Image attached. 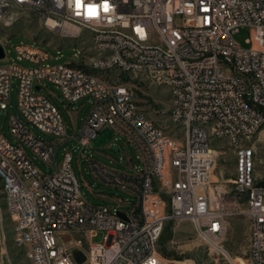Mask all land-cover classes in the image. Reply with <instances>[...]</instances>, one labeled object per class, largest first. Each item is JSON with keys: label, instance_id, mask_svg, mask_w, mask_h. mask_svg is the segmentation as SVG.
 I'll use <instances>...</instances> for the list:
<instances>
[{"label": "built area", "instance_id": "1", "mask_svg": "<svg viewBox=\"0 0 264 264\" xmlns=\"http://www.w3.org/2000/svg\"><path fill=\"white\" fill-rule=\"evenodd\" d=\"M10 7L64 36L84 29L89 42L73 54L77 62L55 64L38 43L14 44L22 66L0 39V110L14 81L18 113L8 118L13 142L0 133V196L24 264H165L158 237L166 222L180 220L228 264H264V0H0V22ZM240 28L248 30L246 47L233 39ZM108 72L165 86L169 121L180 133L153 123L126 86L102 75ZM43 83L59 90L63 106L89 103L75 135L82 147L106 125L135 149L131 171L98 163L91 171L98 185L128 198L87 201L69 151L54 168L64 140H44L32 129L61 138L66 128ZM218 139L233 156L226 180L209 177ZM25 148L50 170L40 171ZM238 212L248 231L244 258L235 262L221 242L227 217ZM0 264L10 263L0 257Z\"/></svg>", "mask_w": 264, "mask_h": 264}, {"label": "rangeland", "instance_id": "2", "mask_svg": "<svg viewBox=\"0 0 264 264\" xmlns=\"http://www.w3.org/2000/svg\"><path fill=\"white\" fill-rule=\"evenodd\" d=\"M86 36H88V32L84 29H80L77 37L64 36L57 29H49L43 26L34 13L18 7L7 9L0 22V39L5 41L8 57L22 66L26 65V63L15 60L12 49L14 44H30L34 42L40 44L50 56L47 60L49 64L68 61L77 62L79 54L76 57L73 54L78 49L85 51L89 44ZM246 38H248L247 28H240L233 35V39L243 47L247 46L245 43ZM56 50L59 51L56 52ZM82 61L86 62V57H83ZM3 63L4 61L0 60V65ZM102 75L112 82L126 86L131 92L132 98L143 109L148 118L166 133L172 136L180 133V130L169 121V95L165 86L154 85L139 75H117L116 72H108ZM43 84L46 86L44 87V92L47 98L60 112L66 128V137L61 138H55L32 129L35 135L44 140L52 142L64 140V143H61L55 151L54 168L57 167L63 151H69L71 154V169L80 180V190L87 201L91 204H102L107 202V197L110 196L115 200L108 202L116 205L119 202L118 198H128L127 195L121 192L96 184L92 178L91 171L94 163L109 166L113 169L131 171L130 165H138L135 149L124 141L120 135L114 134L112 129L106 125L95 133L85 147H82L76 141L75 135L89 103L85 99H81L71 105L63 106L62 104L64 103L60 98L59 90L52 84ZM10 88L8 107L5 111L0 110V133L7 140L13 142V138L8 132V118L10 114H18L15 106L16 87L14 81L11 82ZM74 121L76 122L75 125H73ZM214 145L218 146L216 163L212 171L214 177L219 180L232 178V152L222 140H214ZM25 152L40 171L47 172L50 170L48 165L40 161L28 149L25 148ZM261 154L264 158V148ZM83 156L87 157L84 158ZM127 157H129L128 160L126 159ZM117 208L120 209L121 207L117 206ZM242 208V205H240L239 209L241 210ZM10 225L4 198L1 195L0 257L7 260L10 264H24L26 260L23 257V248L12 242ZM247 231V221L242 212L227 217L226 230L221 244L235 262H239L240 258H244ZM103 233V231H98L91 240H99ZM156 251L160 254L165 264H228L220 252L208 248L196 236L188 220L166 222L158 237Z\"/></svg>", "mask_w": 264, "mask_h": 264}, {"label": "water", "instance_id": "3", "mask_svg": "<svg viewBox=\"0 0 264 264\" xmlns=\"http://www.w3.org/2000/svg\"><path fill=\"white\" fill-rule=\"evenodd\" d=\"M3 57V49L2 46L0 44V59ZM71 255L74 258L75 262L80 263L83 261V255L82 253L77 250V249H72L71 250Z\"/></svg>", "mask_w": 264, "mask_h": 264}, {"label": "snow or ice", "instance_id": "4", "mask_svg": "<svg viewBox=\"0 0 264 264\" xmlns=\"http://www.w3.org/2000/svg\"><path fill=\"white\" fill-rule=\"evenodd\" d=\"M79 2H80V0H77V4H78V5H79ZM105 10H107V5H105ZM89 12H90V14H92V15L95 14L94 9H92V8L89 9Z\"/></svg>", "mask_w": 264, "mask_h": 264}, {"label": "crops", "instance_id": "5", "mask_svg": "<svg viewBox=\"0 0 264 264\" xmlns=\"http://www.w3.org/2000/svg\"><path fill=\"white\" fill-rule=\"evenodd\" d=\"M86 112V111H85ZM85 114V113H84ZM83 117V116H82ZM76 124V122L74 121L73 122V125H75ZM93 180H94V178H93ZM95 181V180H94ZM96 182V181H95ZM97 184V183H96ZM108 199H107V201H114L115 199L113 198V197H110V196H108L107 197Z\"/></svg>", "mask_w": 264, "mask_h": 264}, {"label": "bare ground", "instance_id": "6", "mask_svg": "<svg viewBox=\"0 0 264 264\" xmlns=\"http://www.w3.org/2000/svg\"><path fill=\"white\" fill-rule=\"evenodd\" d=\"M209 177H211V178H214V176L211 174V176H209ZM234 261V260H233Z\"/></svg>", "mask_w": 264, "mask_h": 264}]
</instances>
